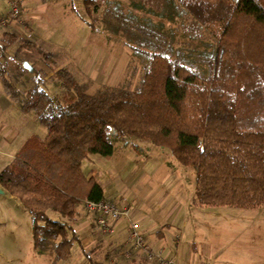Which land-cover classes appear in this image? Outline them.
<instances>
[{"label":"trees","instance_id":"obj_1","mask_svg":"<svg viewBox=\"0 0 264 264\" xmlns=\"http://www.w3.org/2000/svg\"><path fill=\"white\" fill-rule=\"evenodd\" d=\"M84 8L91 30L100 11L144 70L135 89L89 93L58 67L73 92L66 102L38 83L20 99L21 110L47 132L28 138L0 172V185L31 215L34 247L42 253L51 245L57 260L71 256L80 242L69 223L78 206L106 199L83 161L111 158L127 138L168 149L194 167L198 206L264 205V0H84ZM3 37L16 40L10 32ZM0 78L19 98L1 62Z\"/></svg>","mask_w":264,"mask_h":264},{"label":"rangeland","instance_id":"obj_2","mask_svg":"<svg viewBox=\"0 0 264 264\" xmlns=\"http://www.w3.org/2000/svg\"><path fill=\"white\" fill-rule=\"evenodd\" d=\"M35 1L25 0L20 16L12 18L5 13V0H0V62L19 91V98H14L0 78V172L28 138L47 132L33 113L21 110L25 92L38 83L64 102L73 93L64 87L56 68L68 69L89 93L107 86L135 89L144 70L141 58L133 55L120 33L101 20L100 11L97 29L91 30L84 0ZM4 32L15 34L16 40L10 43ZM182 43L177 37L176 47ZM83 169L86 175L95 176L107 200L133 211L135 222L149 211L153 222L172 224L174 235H188V243L198 250L203 247L193 241L206 239L204 249L215 257L211 264H264V206H198L196 169L181 164L168 149L122 139L116 142L111 158L93 154L83 161ZM10 195L0 193V264H63L57 262L51 245L42 253L34 247L32 218ZM86 211L92 233H102L94 214L87 207ZM122 220L129 224L128 219ZM123 248L119 244L116 252Z\"/></svg>","mask_w":264,"mask_h":264},{"label":"crops","instance_id":"obj_3","mask_svg":"<svg viewBox=\"0 0 264 264\" xmlns=\"http://www.w3.org/2000/svg\"><path fill=\"white\" fill-rule=\"evenodd\" d=\"M8 1L5 0L7 4L6 9H8L5 13L9 14ZM35 2L37 3V0ZM28 7L31 8L30 5ZM5 192L9 193L0 185V193ZM18 201L20 202V200ZM148 212H143L144 216L140 218L139 222L145 240L152 251L165 258L174 259L175 264H211L215 257L208 250L205 251L206 239L200 237V239L193 241L199 244V248L203 247V250H198L194 248L193 244L191 246V243H188L189 241L186 238L188 235L182 234L181 237L174 235L172 230L174 226L172 224L167 223V221L166 223L165 221L155 223L156 221L153 222V216ZM49 215L50 217L64 219L60 214L53 211H49ZM126 222L124 220L118 221L114 231L110 234L100 233L95 235L90 229L91 222L86 211L85 202L81 203L78 206L76 218L69 221L80 242L73 246L71 256L67 260H58L57 262L63 264H160L157 259H149L142 250L131 249L130 255L125 254L126 250L131 248V245L127 243L130 225ZM186 224L188 222L185 221L184 226ZM183 230L185 231L186 227H183ZM124 235L125 237H122ZM121 238L123 239L121 240ZM119 244H123L124 248L121 252L117 253L116 248ZM77 248H79V251H75ZM206 248L209 247L206 246Z\"/></svg>","mask_w":264,"mask_h":264},{"label":"built area","instance_id":"obj_4","mask_svg":"<svg viewBox=\"0 0 264 264\" xmlns=\"http://www.w3.org/2000/svg\"><path fill=\"white\" fill-rule=\"evenodd\" d=\"M25 0H9V16L17 18L22 12ZM7 19H3V23ZM86 207L94 214L96 223L103 234H110L114 231L115 225L122 219L129 220V238L127 243L131 245L126 250V255L131 254V249L144 251L149 259H157L160 264H175L174 259L165 258L151 250L142 233L139 222H135L132 218V210L129 207H120L116 202L103 199L101 201H85Z\"/></svg>","mask_w":264,"mask_h":264}]
</instances>
